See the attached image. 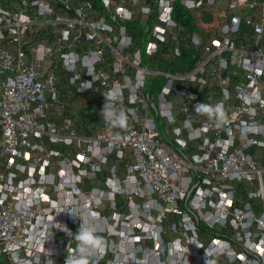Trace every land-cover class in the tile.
<instances>
[{
	"label": "built area",
	"instance_id": "1",
	"mask_svg": "<svg viewBox=\"0 0 264 264\" xmlns=\"http://www.w3.org/2000/svg\"><path fill=\"white\" fill-rule=\"evenodd\" d=\"M176 1L100 0L107 22L91 1L0 0L3 264H65L73 201L106 242L89 264H264V0H179L192 31ZM114 88L124 129L100 116Z\"/></svg>",
	"mask_w": 264,
	"mask_h": 264
},
{
	"label": "clouds",
	"instance_id": "2",
	"mask_svg": "<svg viewBox=\"0 0 264 264\" xmlns=\"http://www.w3.org/2000/svg\"><path fill=\"white\" fill-rule=\"evenodd\" d=\"M87 66V65H86ZM89 75L90 72H89ZM135 91V88L132 89ZM106 102L103 105V109L100 116L105 123L110 128L124 129L127 127L128 114L120 106L122 92L120 88H114L104 94ZM229 98V93L224 91V99ZM197 114L207 117L210 121L214 123L216 127L226 126L230 122V118L222 103H217L215 105L209 103L197 104L194 110ZM169 121L172 122L171 113L166 114ZM189 122H186L188 124ZM251 131H258L256 126H251ZM76 202H72V206L61 205L57 210V215L62 212H68L73 218L79 217L81 219V224L77 232L72 233L66 227L63 230L68 232L69 237L74 239L76 243V248L74 252L67 256L65 264H89L90 258L96 256L100 251L104 250L106 245L103 237L98 235L99 231V217L93 214L90 210L85 208H80L75 206ZM60 225V224H59ZM47 227H52L48 225ZM63 226L60 225L59 228ZM44 241H37V243H43ZM71 245H69L70 247ZM48 264H52V260L49 259ZM211 264V262H209Z\"/></svg>",
	"mask_w": 264,
	"mask_h": 264
},
{
	"label": "trees",
	"instance_id": "3",
	"mask_svg": "<svg viewBox=\"0 0 264 264\" xmlns=\"http://www.w3.org/2000/svg\"><path fill=\"white\" fill-rule=\"evenodd\" d=\"M86 1H91L92 2V5H93V8L100 14L101 17L105 18L107 22H110L109 18H110V13L109 12H106L104 11V9L102 8V5L100 3V0H86ZM114 1H117V0H114ZM174 19L179 22L180 24L184 25L188 31H192V24H191V19H190V16L188 14H186L182 7L180 6L179 4V0L176 1L175 3V7H174V15H173ZM123 26L125 27L127 33L133 38V40L135 41L136 43V46L140 49L141 51V54L143 55L144 57V43H145V37H146V33H145V27L142 26L141 24V21L136 19L132 22H127V23H124ZM184 55L185 57H187L189 55L188 52H184ZM185 68L181 67V68H174V67H171V66H168L167 65V70L169 71H182L184 70ZM79 115H81V121L83 123V125H85V121L86 123L87 122H91V118H92V114L90 113L89 110H81L79 113ZM84 129L86 131H89L88 130V127L87 126H84ZM105 176V175H104ZM103 179L101 178V181ZM97 186V182L95 181H89L88 184L86 185L85 189H89V188H93ZM115 201H116V206L117 207H121L122 204L124 203V201L116 196L115 197ZM172 219H170L171 221ZM0 264H3L2 261H0Z\"/></svg>",
	"mask_w": 264,
	"mask_h": 264
},
{
	"label": "rangeland",
	"instance_id": "4",
	"mask_svg": "<svg viewBox=\"0 0 264 264\" xmlns=\"http://www.w3.org/2000/svg\"><path fill=\"white\" fill-rule=\"evenodd\" d=\"M0 261L4 262V258L3 257H0Z\"/></svg>",
	"mask_w": 264,
	"mask_h": 264
}]
</instances>
